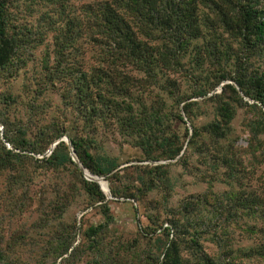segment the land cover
<instances>
[{
	"label": "trees",
	"instance_id": "16d2710c",
	"mask_svg": "<svg viewBox=\"0 0 264 264\" xmlns=\"http://www.w3.org/2000/svg\"><path fill=\"white\" fill-rule=\"evenodd\" d=\"M31 1L45 9L38 28L21 21V0H0V226L12 215L37 218L0 232V264H23L29 246L31 264H264V70L253 65L264 64V0H98L79 11L71 0ZM51 35L28 106L32 114L50 107L47 95L57 88L61 115L34 132L32 119L9 113L25 91L18 81L30 49ZM86 45L90 57L76 60ZM240 110L246 146L233 124ZM100 128L151 164L118 169L98 151ZM64 136L82 165L107 180L112 198L143 209L140 237L117 233L114 200L85 178L66 142L46 156ZM173 165L208 186L175 208L168 204ZM37 173L60 181L53 197L31 192ZM80 198L102 222L84 228L63 219ZM238 229L249 247H236ZM34 230H48L46 238L38 243Z\"/></svg>",
	"mask_w": 264,
	"mask_h": 264
},
{
	"label": "rangeland",
	"instance_id": "374dc122",
	"mask_svg": "<svg viewBox=\"0 0 264 264\" xmlns=\"http://www.w3.org/2000/svg\"><path fill=\"white\" fill-rule=\"evenodd\" d=\"M98 0H71L70 6L74 11H79L81 6L85 3H92L96 2ZM20 16L21 21L25 22L29 27H35L38 28L40 24V14L45 9L36 3V1L31 0H21L20 2ZM79 13V12H78ZM77 13V14H78ZM34 41L36 42V39L34 37ZM53 45V35L49 37L44 44L32 48L28 65L25 69V75L18 81L19 87L25 86V91L23 92L21 103L13 106L10 110V118H21L24 119L26 122H29L30 119L33 121V131L35 132V127L40 125L41 123L48 122L51 120L52 117H58L60 116V111L58 110L59 107H62V99L60 95V91H57V88L51 92L48 93L46 100H50L51 104L50 107L47 105L44 109L40 110L36 114H32V112L29 109L28 102H29V85L31 83H34V78L37 75L38 71L40 70L42 60L45 56V51L47 48L52 47ZM53 48V47H52ZM83 50L79 51L78 57H76V60H82L85 61L88 57H90V53H88V46L86 45ZM86 50V51H84ZM73 54H77L74 52ZM85 58V59H82ZM188 60V59H187ZM253 65L256 68H260V70H264V64L260 60H253ZM180 76V75H179ZM177 76H175L176 78ZM250 103H253V101L246 98ZM41 101V99H40ZM42 102V101H41ZM45 105V104H44ZM245 118L244 110H240L237 118L234 121V127L236 129L237 134L240 136V145L246 146L247 145V138L249 137L248 133L244 131V125L243 120ZM208 119H201L199 123L206 122ZM178 126L180 127L181 132L184 131L183 125L178 123ZM187 126L191 129L190 124H187ZM3 130L2 125L0 124V131ZM264 139V136H262ZM98 139V151L102 156H108L112 159H115L119 164L118 169L130 166V165H147L151 164L150 162H142L139 161L143 158L142 152L130 146L129 144H126L125 141L117 136H114L111 132V130H107L106 128H100L97 134ZM8 148H11L10 145H7ZM39 157V156H37ZM167 161H163L161 163H165ZM176 161H172L170 163L165 164H175ZM33 168V167H32ZM38 177L35 180V183L31 185V192L37 193L41 192L42 190H46L48 194L53 197L56 193L54 187L52 184H55L57 182H60L56 177L51 176L50 179L44 178L45 176H40L39 173H37ZM171 176H172V182L175 184L174 190L172 192V195L169 199V206L172 208L178 207L182 200L189 198L191 196H195L198 194H202L207 190V184L202 181L201 178H199L197 175L190 174L186 172L181 166L179 165H173L171 167ZM2 179H0V186H3ZM50 182V183H49ZM66 180L59 185V187L65 188L66 186ZM4 183V182H3ZM108 183V182H107ZM109 186V185H108ZM227 188L223 184H217L216 185V191L218 193H223ZM110 200H114L111 203L112 212L115 216V222L114 227L117 233L122 236L124 240H132L134 238L140 237L141 234V228L143 226H146L148 224V221L146 217L144 216L143 209L139 206V211L136 212L134 209V205L138 207L137 204L133 205V202L130 200H124L122 199H114L111 198ZM83 199L80 198L72 203L70 208L67 210L66 214L64 215L63 219L68 222H73L75 219L78 221V226L83 225L84 228H87L88 226L92 224H97L103 221L102 214L97 210L93 208L83 209L84 203L82 202ZM7 213L6 215H8ZM13 215L8 217L7 220H5V223L0 226V232L3 234L6 233H13L17 229H21L23 226H25V222L32 223L36 220L37 214L32 212L28 213L23 217H13ZM10 219V220H9ZM48 230H40L35 231L32 233L36 239H38V243L42 242L46 238V232ZM247 234L242 229H238L236 231V247H249L252 244L251 240L247 239ZM81 236L78 237V240H80ZM205 247L208 252L211 254H216L218 252L217 247L209 242H205ZM36 253H34V249H32L29 246V251L24 253L22 252V263L23 264H31L34 261V256Z\"/></svg>",
	"mask_w": 264,
	"mask_h": 264
},
{
	"label": "water",
	"instance_id": "95a60500",
	"mask_svg": "<svg viewBox=\"0 0 264 264\" xmlns=\"http://www.w3.org/2000/svg\"><path fill=\"white\" fill-rule=\"evenodd\" d=\"M237 88H238V87H237ZM61 141L66 142V143L70 146V151H71L72 159H73V161L79 166L80 170L84 173L85 178H86L87 180H89V181H93V182L98 183V184L100 185V187L102 188V190H104V191L106 192V195H107L108 199H111L112 196H111V193H110V189H109V186H108L107 180H106L104 177H99V176H95V175H93L92 173H90V172H89V171H88V170L82 165V163L80 162L79 158L77 157V155H76V153H75V151H74V148H73V146H72V144H71L70 139H69L67 136L62 137V138H60L57 142H55V143L52 145L51 149L46 153V156L51 155V153L53 152V150H54V148L56 147V145H57L58 143H60ZM174 161H176V160H174ZM170 162H172V161H167V162H165V163H170ZM160 163H161V162H160ZM156 164H158V163H156ZM98 179L103 180V181L106 183V187H103V186L100 184V182L98 181Z\"/></svg>",
	"mask_w": 264,
	"mask_h": 264
},
{
	"label": "bare ground",
	"instance_id": "6f19581e",
	"mask_svg": "<svg viewBox=\"0 0 264 264\" xmlns=\"http://www.w3.org/2000/svg\"><path fill=\"white\" fill-rule=\"evenodd\" d=\"M98 181L100 182V184H101L103 187H106V183H105L103 180L98 179Z\"/></svg>",
	"mask_w": 264,
	"mask_h": 264
}]
</instances>
